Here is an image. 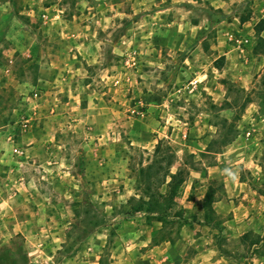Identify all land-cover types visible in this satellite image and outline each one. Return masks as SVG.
I'll return each mask as SVG.
<instances>
[{
    "label": "rangeland",
    "instance_id": "rangeland-1",
    "mask_svg": "<svg viewBox=\"0 0 264 264\" xmlns=\"http://www.w3.org/2000/svg\"><path fill=\"white\" fill-rule=\"evenodd\" d=\"M263 20L264 0H0V264H152L166 241L264 264Z\"/></svg>",
    "mask_w": 264,
    "mask_h": 264
},
{
    "label": "trees",
    "instance_id": "trees-1",
    "mask_svg": "<svg viewBox=\"0 0 264 264\" xmlns=\"http://www.w3.org/2000/svg\"><path fill=\"white\" fill-rule=\"evenodd\" d=\"M219 23V21L217 22ZM262 24V28L257 30V33L259 34V37L261 38V34L260 32H262L264 30V20L260 23V25ZM261 40L264 42V39L261 38ZM158 165V164H157ZM155 165H152L150 167H148L144 172H148L149 175H152L154 177H159L160 173L159 170H161V167ZM170 175V173L166 174V177ZM171 183H170V187H169V195L164 196V200H167L169 198V202H171L172 204H169V206H173L175 205V203H173V200L176 198L177 192L181 187V184L183 183V178L182 175H171ZM151 182V181H150ZM150 184V183H149ZM217 190H215V188L211 185L208 190H207V194L205 196V201H204V207L206 208V210H209L210 213L206 216V224L207 225H211L210 223H212V220L215 218L212 212V206L214 204V197L216 196ZM147 196L149 197V199H143L141 201L139 210H143L144 208H146L147 212H152L159 206L158 204L161 203V201L159 202V200L156 198V196H154V194H152L151 189H148L147 192ZM147 200V201H146ZM169 206L166 207V209H164V214H162L163 216L167 215L169 213ZM138 210V212H140ZM212 212V213H211ZM219 227V226H218ZM252 233H249L247 235H250ZM247 235L244 236V238H247ZM257 245V244H256Z\"/></svg>",
    "mask_w": 264,
    "mask_h": 264
},
{
    "label": "crops",
    "instance_id": "crops-1",
    "mask_svg": "<svg viewBox=\"0 0 264 264\" xmlns=\"http://www.w3.org/2000/svg\"><path fill=\"white\" fill-rule=\"evenodd\" d=\"M246 23V22H245ZM199 30H203L201 31V36L203 34V36L205 35V33L207 32L208 30V27L207 25H203L202 26H199L198 27ZM200 32V31H199ZM229 35H234L232 33H227V38L229 40ZM200 36V34L197 35V38L201 39L202 37ZM262 38L264 39V30L262 32ZM170 39V43H172V41L174 40V38H169ZM247 40V39H246ZM192 40H187V42H191ZM230 41V40H229ZM193 42V41H192ZM194 43V42H193ZM195 44V43H194ZM202 45V44H201ZM228 186V185H227ZM227 198H231V196H234V194L231 195V190L230 188L228 189L227 191ZM223 199H226V198H223ZM228 208V207H225V209ZM220 210L218 211V214H227L226 213V210ZM152 243V240L150 239L146 245L150 248V244ZM163 245V246H162ZM161 246L160 245H155L153 248H151V250L149 249L148 251V256H155L157 258V261H152V264H178L177 263V258H178V254H177V248L179 247V245L176 247L175 249V245L173 244L172 241H166L164 244H162ZM152 247V246H151ZM162 253V254H161ZM203 253H206V254H203ZM160 254V255H159ZM212 252H201L200 256L197 257L195 259V261H193V264H223L222 262H224L225 260H221V259H218V258H215L214 256H211ZM204 261V262H203ZM225 264H229V262L225 261Z\"/></svg>",
    "mask_w": 264,
    "mask_h": 264
},
{
    "label": "built area",
    "instance_id": "built-area-1",
    "mask_svg": "<svg viewBox=\"0 0 264 264\" xmlns=\"http://www.w3.org/2000/svg\"><path fill=\"white\" fill-rule=\"evenodd\" d=\"M43 19L48 21L50 19L49 15L47 14H43ZM229 40L230 42H235L237 41L238 43H240L241 45H243L244 43H248V41H245V40H241V41H238V39L234 36V35H229ZM136 57V56H135ZM136 59V58H135ZM17 153H21L20 151L16 150ZM22 154V153H21Z\"/></svg>",
    "mask_w": 264,
    "mask_h": 264
},
{
    "label": "clouds",
    "instance_id": "clouds-1",
    "mask_svg": "<svg viewBox=\"0 0 264 264\" xmlns=\"http://www.w3.org/2000/svg\"><path fill=\"white\" fill-rule=\"evenodd\" d=\"M225 171H226L227 176H228L230 179H232V180H236V179H237L236 174L233 173L231 170H227V169H226Z\"/></svg>",
    "mask_w": 264,
    "mask_h": 264
}]
</instances>
